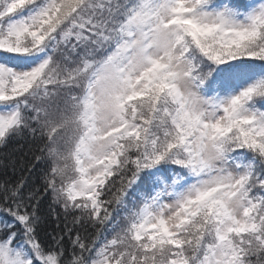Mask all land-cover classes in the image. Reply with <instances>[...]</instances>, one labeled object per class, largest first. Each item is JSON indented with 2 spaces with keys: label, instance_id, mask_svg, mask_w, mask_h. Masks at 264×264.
<instances>
[{
  "label": "snow or ice",
  "instance_id": "obj_1",
  "mask_svg": "<svg viewBox=\"0 0 264 264\" xmlns=\"http://www.w3.org/2000/svg\"><path fill=\"white\" fill-rule=\"evenodd\" d=\"M0 264H264V0H0Z\"/></svg>",
  "mask_w": 264,
  "mask_h": 264
},
{
  "label": "trees",
  "instance_id": "obj_2",
  "mask_svg": "<svg viewBox=\"0 0 264 264\" xmlns=\"http://www.w3.org/2000/svg\"><path fill=\"white\" fill-rule=\"evenodd\" d=\"M17 148H18V145L13 144V145H10L8 149H0V158H2L5 153H11V152H15V154L18 156L19 152H16Z\"/></svg>",
  "mask_w": 264,
  "mask_h": 264
}]
</instances>
